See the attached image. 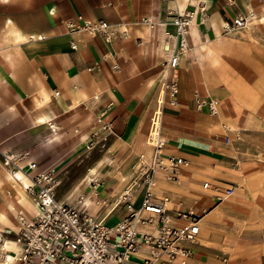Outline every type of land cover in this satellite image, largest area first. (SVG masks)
<instances>
[{"label": "crops", "instance_id": "0c3cea01", "mask_svg": "<svg viewBox=\"0 0 264 264\" xmlns=\"http://www.w3.org/2000/svg\"><path fill=\"white\" fill-rule=\"evenodd\" d=\"M198 2L204 12L188 28L172 105L160 88L172 46L162 33L174 32L172 12L197 10ZM237 14L253 16L247 29L225 31ZM76 15L106 22L108 39L67 32L64 23ZM194 92L217 100L216 116L195 109ZM155 112L161 154L188 165L172 181L154 174L151 200L167 199L173 225L184 221L172 218L176 210L199 216L194 255L185 264H263L264 0H0V152L27 150L46 168L33 152L66 138L69 149L85 139L99 145L82 190L91 199L87 212L108 226L126 215L122 192L129 190L133 208L140 205L144 187L132 184L140 162L153 155L148 133ZM15 177L0 159V231L6 238L0 248L9 251L14 216L34 214L26 180ZM202 182L234 191L217 203ZM135 229L153 233L154 223L136 222ZM145 253L140 248L132 262ZM0 264L10 262L0 258Z\"/></svg>", "mask_w": 264, "mask_h": 264}, {"label": "built area", "instance_id": "2783aa9c", "mask_svg": "<svg viewBox=\"0 0 264 264\" xmlns=\"http://www.w3.org/2000/svg\"><path fill=\"white\" fill-rule=\"evenodd\" d=\"M197 12H204L202 2L197 3V10H175L170 16L174 32L162 33L164 41H169L172 46L162 63L164 73L160 88L167 102L172 105L175 104L177 94V64L180 56L188 49V28ZM248 20V16L237 14L230 24L224 26V30L243 29ZM141 22L146 23L147 20L141 19ZM64 26L67 32L85 31L90 35H101L104 40L108 39V25L102 20L90 22L76 15L74 21L68 20ZM193 103L195 109H205L211 116L217 115V100L200 98L194 92ZM158 125L157 117L153 155L140 166L138 178L132 184L134 187L139 184L144 187L140 205L133 208L129 190L122 192L119 203L121 201L126 215L112 226L87 212L82 194L76 196L72 206L58 202L55 198L59 183L57 176L50 168H39L29 159L27 150L0 152L2 166L20 175L14 179L26 180L23 190L34 207V214L30 217L20 213L14 216L15 230L9 239L14 248L10 251L0 248L3 251L1 254L10 253L9 256L3 255V261L10 264H185L194 255L191 246L198 234L199 216L191 209L176 210L172 218L184 221L180 225H173L164 208L167 199L163 197L158 202L151 200L150 184L156 172L162 173L165 180L172 181L175 180L177 170L188 165V161L182 157L161 154L162 141L157 136ZM221 129L229 132L225 124H221ZM233 135L237 137L234 131ZM227 141L224 135V142ZM201 187L208 188L217 203L229 198L234 190L233 186L221 187L207 182H202ZM142 212L149 214V217L142 218ZM136 222L154 223V232L137 231ZM3 239L6 238L3 231H0V244ZM140 248H145V255L138 262H132L131 256Z\"/></svg>", "mask_w": 264, "mask_h": 264}, {"label": "rangeland", "instance_id": "374dc122", "mask_svg": "<svg viewBox=\"0 0 264 264\" xmlns=\"http://www.w3.org/2000/svg\"><path fill=\"white\" fill-rule=\"evenodd\" d=\"M247 29L244 28L242 30ZM238 30V31H242ZM69 143L68 138L61 141L58 145L48 148L45 152H33V157L39 155L43 158L40 162H45L47 167L53 170L57 176L58 185L55 190V198L58 202H62L69 205H74V198L77 194L86 196V209L89 210L90 202L89 197L83 192L82 186L86 180V172L88 165L95 160L99 154V145L92 147L90 142L85 139L84 142L78 143L75 148H66ZM70 145V144H69ZM264 173V170H262ZM264 184V180L261 182ZM234 187V186H233ZM264 188V186H263ZM234 191V190H233ZM249 204V203H248ZM261 205V218L260 225L264 228V203L260 202ZM251 207L245 205V209ZM253 219L250 218V221ZM264 240V233L261 234V239ZM264 256V255H263ZM264 264V258H262Z\"/></svg>", "mask_w": 264, "mask_h": 264}, {"label": "bare ground", "instance_id": "6f19581e", "mask_svg": "<svg viewBox=\"0 0 264 264\" xmlns=\"http://www.w3.org/2000/svg\"><path fill=\"white\" fill-rule=\"evenodd\" d=\"M248 16L251 17V19L253 18L252 15H248ZM157 117H158V112H155L153 117H152V122L150 123V130H149V133H148V140H150L152 142H154V140H155L154 138H155V130H156V127H157ZM140 164L141 165L145 164V161L144 160H143V162L141 161ZM12 174L17 175L18 173L14 172ZM155 174H157V172ZM152 184H153V181L151 182L150 186H152ZM83 198H84V201H87L85 196H83ZM90 200L91 199H89V202H91ZM85 204H86V202H85ZM1 244H3V240H2ZM1 260H3V256L1 257Z\"/></svg>", "mask_w": 264, "mask_h": 264}]
</instances>
